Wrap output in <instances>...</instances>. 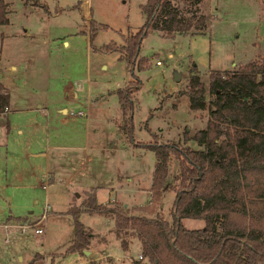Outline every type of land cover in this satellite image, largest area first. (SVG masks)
<instances>
[{
    "label": "rangeland",
    "instance_id": "obj_1",
    "mask_svg": "<svg viewBox=\"0 0 264 264\" xmlns=\"http://www.w3.org/2000/svg\"><path fill=\"white\" fill-rule=\"evenodd\" d=\"M3 1L8 23L0 26L4 33L0 39V82L9 93L7 117L15 124L5 131V116L0 114V264L10 259L15 263L18 258L26 264L36 253L41 256L36 264H50L51 253L56 254L53 264H87L82 254H64L73 232L67 207H79L92 196L95 203L114 199L116 203L102 205L121 203L130 207L126 208L129 213L145 217L157 213L169 220L177 160L169 159L162 196L148 203L146 191L155 159L150 149L136 143L156 140L201 149L191 136L204 128L208 111L188 108V79L193 73L198 75L207 101L210 71H231L249 60L264 59V0H203L200 10L210 18L206 30L172 36L147 32L137 52V59L146 62L140 68L136 62L128 65L118 50L103 52L101 47H120L125 36L139 29L144 21L141 5L146 0H35V5L34 0ZM175 73L180 75L179 81L173 80ZM133 79L138 80V86L131 94L128 125L122 128L117 92ZM69 86L76 95L73 103L61 99L64 87ZM37 104L48 108L47 118L35 114ZM26 106L32 111L15 110ZM63 107H67L65 115L57 112ZM38 142L42 146H85L92 174L84 168L68 184L54 180L47 184L44 173L40 188L33 193L20 191L14 186L27 184V178L17 183L13 178L16 167L34 175L42 170L33 163L30 168L17 153L23 145ZM51 153L66 156L59 151ZM61 175L64 180L69 176L68 171ZM2 184L7 185L2 188ZM69 185L84 188L80 197L66 191ZM45 203L49 210L42 234L1 228L13 225V217L29 216L17 205L34 206L27 221L32 222L41 216ZM78 220L94 236L106 240L102 250L97 246L92 255L106 252L122 261L136 256L135 243L122 252L110 218L80 210ZM182 224L187 228L202 225L193 219H183Z\"/></svg>",
    "mask_w": 264,
    "mask_h": 264
},
{
    "label": "trees",
    "instance_id": "obj_2",
    "mask_svg": "<svg viewBox=\"0 0 264 264\" xmlns=\"http://www.w3.org/2000/svg\"><path fill=\"white\" fill-rule=\"evenodd\" d=\"M202 1L146 0L139 29L125 36L122 46L107 44L101 50H118L128 65L136 62L140 68L146 62L137 59V52L147 32L172 36L206 30L210 18L200 10ZM6 6L0 0V26L8 23ZM88 32L90 37L91 21ZM137 83L133 79L117 92L122 128L128 125ZM204 92L198 75L191 74L185 91L188 108L208 111L204 128L191 136L201 149L156 140L136 143L154 154L149 203L165 190L170 157L177 160L169 220L157 213L153 217L132 214L122 205L96 204L91 196L68 209L73 238L65 253L81 251L88 242V231L78 220L83 210L111 214L121 246H126L123 237L136 238L148 264H264V59L249 60L231 71H210L207 101ZM8 97L0 82V114ZM183 219L199 220L202 225L187 228ZM40 261L36 253L26 264Z\"/></svg>",
    "mask_w": 264,
    "mask_h": 264
},
{
    "label": "crops",
    "instance_id": "obj_3",
    "mask_svg": "<svg viewBox=\"0 0 264 264\" xmlns=\"http://www.w3.org/2000/svg\"><path fill=\"white\" fill-rule=\"evenodd\" d=\"M83 6H84V4H83ZM83 6H82V8H83ZM85 13L86 12L83 9L82 14L85 15ZM1 34H2L1 39H2L4 33H1ZM63 91H64L65 95H64V97H61L62 101H64V102L69 101V102L73 103L75 100V97H76L75 94H72L73 88L71 86L64 87ZM15 110L16 111L17 110L25 111V112H31L32 111V109H30L28 106L24 107L23 109L18 108ZM33 110H34L35 114H37V116H41L44 118H47V116H48V108L45 106H41V105L37 104ZM37 112H39V114ZM57 112L65 115L68 113L67 107L59 108V109H57ZM7 113H8V105H7L5 112L3 113V115L5 116V125H3L5 128V131H7L10 128L12 129L14 124H15L12 119H8ZM205 121H206V119H205ZM45 126H47V125H45ZM17 130H18L17 132L19 135H21V134L23 135V132L21 131V129L17 128ZM53 130L54 131L57 130L55 126H53ZM46 139H47V136H46ZM51 150L65 153L66 156L65 157L63 156V158H60L58 156L59 153L52 154ZM79 151H80V153H79ZM17 154L19 155L18 157L20 158V160H22L23 162L28 164L30 166V168H32L33 164H38V169L42 170V172L40 174L34 175L32 172L28 173L25 170V168L16 167V171H15L14 176H13L14 180L17 183H19V182H22L25 178H27V182H25L27 184H24L23 186H20L19 184L14 186L16 188H21L20 191H22V192L31 191V193H33L36 189H38V187L40 188L41 181H42L41 178L43 177L44 173H45V175L47 173V175H46L47 176V184L53 180L55 182H58V183L64 182V183L68 184L70 182V180L72 178H75L78 175L79 171L84 169V168L89 170L90 174H92V168H91V165H89V161L91 159V156H90V154L87 153V148L85 146L82 148L79 146H75V145H51V146L44 145V146H42V144L40 142H38V143H33L31 145H28V144L23 145ZM52 162H54L53 165H52ZM50 165H52V166H50ZM66 171H68L69 176H67L66 179L64 180L61 177L62 176L61 172H66ZM79 181L81 182L80 179H79ZM6 185L7 184H2L1 187L4 188ZM47 187H48V185H47ZM83 189H84L83 187L77 188L75 186L69 185V187L66 188V191L68 193L69 192H71V193L76 192L74 194V196L80 197V195H81L80 193H82V191H84ZM148 189H149V187H148ZM148 189L146 192L148 195V203H149L150 197H149ZM35 202H36V200L34 201V203ZM113 203H116L114 199L108 200V202H105V203H96V204H113ZM119 204L126 207V208H130V207H127L125 204H121V203H119ZM17 206L19 207L18 208L19 210L20 209H22V210L26 209L27 214L29 216H24L25 218L24 217H13L12 222L24 221V220L30 221V219H31L30 215L33 212L32 210L34 209V206L31 204H20ZM73 206H75V205H73ZM139 206H143V205H134V207H139ZM70 207H72V205L67 207V210H66L67 212H68V209ZM131 207H133V206H131ZM100 215H102L106 218H110L113 221V217L111 214H106V215L100 214ZM18 219H20V220H18ZM83 228L86 231H88V242H87L85 248H83L81 251H75V252L84 255L86 257V263L87 264H89L90 262H94L95 264H148L146 258L142 257V255H141V250H140V245H139L138 240L134 237L125 236L123 238L126 241V246L122 247L121 243H120L121 239L116 236L115 231H114V235L116 237V240H117L122 252L123 253L127 252L129 245L132 243H135V245L137 246L136 256L130 257V258L126 259L125 261H122V260L115 259V258L111 257L106 252H105V254H99L100 253L99 252L95 256L92 255L95 252L97 246L102 250L106 240L103 236H94L92 234V232H90L91 230L89 229V227H87V226L85 227L83 225ZM113 228H114V223H113ZM72 230H73V226H72ZM72 238H73V232H72ZM101 245H103V246H101ZM30 253H31L30 255H33L32 251ZM64 254H66V253H64ZM64 254H60V255H64ZM55 255L56 254H53V253L50 254V256H51L50 257V264H53V259H54ZM19 260H21V262ZM24 262L25 261H23L22 258H18V260H16L15 263L13 261H11V259H10L6 262H1V264H25Z\"/></svg>",
    "mask_w": 264,
    "mask_h": 264
},
{
    "label": "built area",
    "instance_id": "obj_4",
    "mask_svg": "<svg viewBox=\"0 0 264 264\" xmlns=\"http://www.w3.org/2000/svg\"><path fill=\"white\" fill-rule=\"evenodd\" d=\"M156 64H159L158 61H156ZM72 113V111L70 112ZM78 115H82L81 112H77ZM47 178V176L45 175V179ZM43 188H45L44 185H42ZM49 210V206L47 203H45L42 207V214L41 216L32 222H20V223H15L13 222V225H2L1 228H3L4 231H6L7 228L9 227H14L17 228L19 230V232L21 234H25L28 230H31L34 234H42L43 230H44V217L46 212ZM4 241H7L6 239Z\"/></svg>",
    "mask_w": 264,
    "mask_h": 264
},
{
    "label": "water",
    "instance_id": "obj_5",
    "mask_svg": "<svg viewBox=\"0 0 264 264\" xmlns=\"http://www.w3.org/2000/svg\"><path fill=\"white\" fill-rule=\"evenodd\" d=\"M180 79V75L178 73H175L174 76H173V80L174 81H179Z\"/></svg>",
    "mask_w": 264,
    "mask_h": 264
}]
</instances>
